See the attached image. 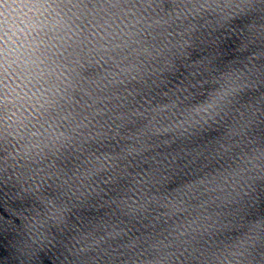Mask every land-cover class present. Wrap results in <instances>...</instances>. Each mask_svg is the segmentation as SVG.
I'll use <instances>...</instances> for the list:
<instances>
[{"label": "clouds", "instance_id": "obj_1", "mask_svg": "<svg viewBox=\"0 0 264 264\" xmlns=\"http://www.w3.org/2000/svg\"><path fill=\"white\" fill-rule=\"evenodd\" d=\"M3 5L2 4H0V7H2ZM4 15V13H0V16H3ZM21 31H22V29H21Z\"/></svg>", "mask_w": 264, "mask_h": 264}]
</instances>
